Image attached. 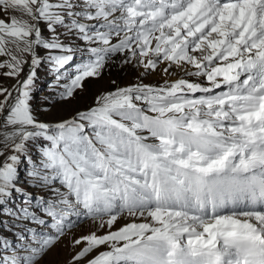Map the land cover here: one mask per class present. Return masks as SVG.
Masks as SVG:
<instances>
[{"label":"snow or ice","instance_id":"obj_1","mask_svg":"<svg viewBox=\"0 0 264 264\" xmlns=\"http://www.w3.org/2000/svg\"><path fill=\"white\" fill-rule=\"evenodd\" d=\"M0 75V264H264V0H0Z\"/></svg>","mask_w":264,"mask_h":264},{"label":"rangeland","instance_id":"obj_2","mask_svg":"<svg viewBox=\"0 0 264 264\" xmlns=\"http://www.w3.org/2000/svg\"><path fill=\"white\" fill-rule=\"evenodd\" d=\"M0 82H3L6 86H11L12 84H14L15 83V81L14 80H11V79H9V78H5V77H3L2 75H0ZM107 87V84L105 83V82H101V84H95V83H93L92 85H90V88H91V91L92 92H95L98 88H100V87ZM91 102V97L89 96L88 98H87V100L86 101H81L80 102V106L81 107H84L87 103H90ZM67 249H63V254L61 255V256H59L58 257V259L60 260V261H63L64 259H66L67 258Z\"/></svg>","mask_w":264,"mask_h":264}]
</instances>
